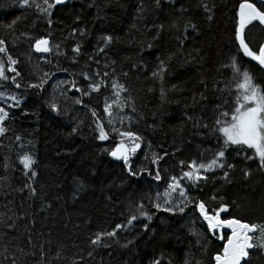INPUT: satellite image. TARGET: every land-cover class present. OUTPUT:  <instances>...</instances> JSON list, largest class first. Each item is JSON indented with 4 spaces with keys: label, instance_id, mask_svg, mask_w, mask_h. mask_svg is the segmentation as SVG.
Listing matches in <instances>:
<instances>
[{
    "label": "trees",
    "instance_id": "16d2710c",
    "mask_svg": "<svg viewBox=\"0 0 264 264\" xmlns=\"http://www.w3.org/2000/svg\"><path fill=\"white\" fill-rule=\"evenodd\" d=\"M239 2L162 0L157 8L154 0H71L67 5L57 6L53 24L49 28L45 19L33 9L19 7V0H0V25L10 24L17 17L22 18L15 25V31L0 27V39L5 40L8 54L19 61L16 68L21 72V77H17L21 84L19 89L10 82H0L3 84L0 87L3 96L15 94L20 100L17 107L13 101L0 98V107L9 112L3 125L5 134L0 135V214L7 212L12 215L11 209L18 215H24L25 218L17 224L18 232L15 235L20 237L17 243L28 250V233H31L36 244L47 241L45 247L51 249L52 255L60 251L64 257L54 261V264H72L80 257H84L80 264H149L152 258L161 253L166 258L165 264L167 258L172 259V264H183L186 258L191 259L192 264L200 259L214 264L210 258L224 242L206 231V224L193 208L177 215L159 212L151 207L146 197H155L157 192L163 194L170 177L182 174L180 161H184L185 165L193 160L207 162L219 149L215 137L204 135L206 130L192 129L186 114L203 116L209 125L215 119L212 109L219 101L213 96L212 85L220 81L219 87H223L231 76L229 69H221L220 72L217 69L228 63L230 56L238 54L231 38ZM141 3L145 12L143 18L138 20ZM203 4H207L211 12H206ZM182 7L187 9L183 14L179 11ZM208 15L213 16L211 21L207 19ZM25 16L27 19H23ZM77 16L81 18L78 24L75 22ZM177 17H180L181 24L191 19L197 24L199 33L189 30V38L179 54L180 59L173 61L172 75L168 78L169 85L175 83L186 90L169 93V99L174 102L161 107L160 85L151 78V72L158 64L157 56L175 51L176 33L168 31L159 40L152 41L155 29H143L145 24L148 27L152 24L168 25ZM134 24L141 29L140 32L133 28ZM76 27L86 28L88 35L83 38L69 36ZM103 35H113L114 43L106 50V56L100 55L99 64L88 61L87 55L75 64L71 62L74 55L71 48L77 40L82 41L83 52L93 53ZM40 37L49 38L53 46L60 44L59 51L66 55H56L55 51L42 55L34 53L32 44ZM246 40L254 50L257 49L264 43V26L258 22L250 25L246 29ZM147 42H153L155 46L147 49L144 47ZM194 49L205 57V63L202 66L195 62L184 65V59H191L187 55L189 52L196 56ZM238 55L242 66L253 74L257 83L264 85V69L250 58ZM0 59L6 57L0 54ZM112 60L117 62L113 78L129 89L122 96L130 95L132 100L129 103H134L136 107V112L126 107L121 113L132 117L130 129L128 120L124 121L122 128L119 123H115V127L131 130L144 138L134 158L135 166L147 167L152 172L159 168L160 181L153 180L147 172L139 179H128L122 162L113 161L103 151L115 147L120 139L111 132L107 115L103 112L106 98L112 96L110 87H102L98 93L81 97L69 84L61 83L76 79L78 86L85 87L88 82L83 80L80 72L91 73L98 69L111 73L112 68L105 69L104 65ZM86 62L90 67H85ZM133 64L142 66L134 68ZM65 68L68 72L61 70ZM45 72L50 74V79L43 90L28 87V84L39 83ZM123 72H127L128 76L125 77ZM70 73H76L75 77ZM202 77L206 78V94L210 99L195 108H186V104L191 105L193 93L198 96L204 91L199 83ZM150 88L154 90L149 91ZM53 98L64 114L57 116L51 112L48 105ZM77 98H81L83 103L75 104ZM93 109L110 133L108 141H99L96 138L98 133L92 131L97 119L92 116ZM77 125L80 126L78 133L69 135ZM196 131L201 134H195ZM148 143L152 145L151 150L147 147ZM152 151L163 156L158 165L151 163ZM251 152L249 150V154ZM145 153L149 156L147 160ZM24 154L32 155L36 161L33 170L37 176L34 179L25 175L19 162ZM226 158L228 163L236 166L230 170L232 183L221 179L222 171L217 170L207 173L208 182L202 183L199 189L189 187V195L212 206H217L210 200L212 195L223 196L224 202L231 206L233 216L251 222L264 221V172L257 170L255 162L245 161L243 155H237L234 151L226 152ZM245 169L252 170L247 180L244 178ZM183 170L188 169L185 167ZM77 181L86 184V191L79 192L73 198ZM29 183L37 190L35 196L25 187ZM182 183L186 184L187 181ZM233 201L239 207L233 205ZM140 202L145 204L149 214L154 213L151 222L138 219L130 230L118 231L116 239L120 241L119 244L106 240L112 246L98 247L89 257L90 238H94L97 232L112 231L117 224L126 225L132 214L139 216L136 205ZM222 216L226 217L227 214ZM193 221L195 230L202 234L201 238L207 237L211 241L206 257L201 255L196 236L190 233ZM144 224L149 225V231L144 232ZM133 238V245L121 247L126 239ZM251 264H264V255L256 253Z\"/></svg>",
    "mask_w": 264,
    "mask_h": 264
},
{
    "label": "snow or ice",
    "instance_id": "6c2138e0",
    "mask_svg": "<svg viewBox=\"0 0 264 264\" xmlns=\"http://www.w3.org/2000/svg\"><path fill=\"white\" fill-rule=\"evenodd\" d=\"M168 2V0H165ZM71 3V0H19V7L25 9H33L39 16L43 17L51 28L53 24L54 10L57 6L67 5ZM162 0H154V4L157 8L161 6ZM259 5V6H258ZM97 6V5H90ZM98 7V6H97ZM202 7L206 12H211V9L207 4H203ZM181 14L187 11L186 8H180ZM145 7L143 3L140 4L138 9V20L143 18ZM236 20L234 24V30L232 35V43L237 48V53L242 54L243 57L250 58L251 61H255L262 69H264V43H261L257 49H253L249 42L246 40V29L250 25H254V22H258L259 25L264 26V0H240L238 10L235 13ZM22 19L17 17L10 24L0 25L6 29L15 31V25ZM27 19V17H23ZM80 17L77 16L75 22H80ZM207 19L211 21L212 15H208ZM138 32L141 31L136 24L133 25ZM155 29L152 35V41L159 40L163 33L168 31H175L174 37L176 41L175 51L168 52L163 56H157L158 64L151 72V78L158 82L160 87L158 89L161 107L165 103H173L174 101L169 99V93H180L185 91L181 85L172 83L169 85L168 78L172 75L171 66L174 60H179V54L185 47V41L189 38V30L199 33V29L196 23L191 19L184 21L181 24L180 17L174 19L170 24H152L148 27L144 25L143 31H152ZM77 35L81 38L88 35L86 28H73L69 33V36L76 38ZM51 36V32H49ZM114 43L113 35H103L99 38L98 46L93 53H86L82 51V41L77 40L75 45L71 48L74 54L71 57L73 64L77 63L80 58L87 55L88 61L99 64V57L101 54L107 55L106 50L110 49ZM153 42H147L144 47L152 49L154 47ZM32 47L36 53H52L56 52V55L61 53L59 51L61 45L51 44L50 39L47 37H40L34 40ZM143 51V48L141 49ZM196 56H193L191 52L187 55L191 59H184L182 63L187 65L189 63H198L201 66L205 63V57L200 56L199 50L194 49ZM0 54H3L6 59H0V82H10L16 89L21 88V84L18 82L17 77H21V72L17 70L16 65L19 63L17 59H14L8 54V49L5 46V40L0 39ZM234 54L230 56L229 62L222 64L217 72L221 69H229L231 76L223 87H219L220 81L213 83L212 92L216 103L212 109L215 114V119L211 125L205 121L203 116L187 115V121L192 124L194 130H206L204 135L209 137H215L219 149L215 152L212 159L207 162H197L193 160L185 165L184 161H180L182 174L177 176H171L167 182V186L163 194L156 193L155 197L148 196L146 199L152 208L159 212L170 213L172 215L184 214L188 208H193L202 221L206 224V231L214 236L216 239L223 241L220 250L215 255L211 256L210 260L214 264H251V260L256 253L264 255V221L251 222L242 220L239 217L233 216L230 211V205L225 203L223 196L212 195L210 200L217 206H212L206 201L194 198L189 195V187L200 188V185L207 184L209 177L207 173H215L217 170L222 171L220 177L226 183H232L230 177V170L235 169V164L228 163L226 158V152L229 150L234 151L237 155H243L245 161H253L257 164V170L264 172V85L256 82L253 74L243 67L240 62V56ZM131 59V57H129ZM117 62L112 60L110 63L105 64L104 68H112V72L105 70H95L94 72L81 71L80 75L84 81H87L85 87L78 86L76 79H72L67 82L76 92L80 93L81 97L91 96L92 93L100 92L102 87H110L112 96L106 98L103 112L107 115V125L111 128V132L119 136V142L115 147L111 149H104L103 151L116 161L122 162L126 177L128 179H139L145 172L155 181L162 179L161 172L157 168L154 172L147 169V167H136L135 157L137 152L141 149L144 138L131 130H121L124 125V121H129V129L131 127L132 117L127 115H121L126 107H130L132 112H136L134 103H129L132 97L122 96V93H127L129 89L124 83H121L115 77V64ZM142 65L133 64L132 67H141ZM55 67V66H54ZM85 67H90L86 62ZM68 72V69H61ZM7 73H13L9 76ZM125 77L128 76L127 72L122 73ZM75 77L76 73H70ZM99 78V79H97ZM50 79L48 72L43 73L39 83L28 84L29 88L43 90L44 85ZM199 83L203 86L204 91L199 95L193 93L191 96V105H185V107L195 108L203 101H208L210 98L206 94L208 91V84L206 78L202 77ZM3 87V84H0ZM69 89V90H71ZM154 89H149L153 91ZM63 95L64 92L62 91ZM0 98L10 100L14 102V106L20 105V100L15 94H9L3 96L0 93ZM178 103V101H175ZM75 104H82L83 100L77 98L74 101ZM13 105H10V107ZM51 112L57 116L64 114L60 106L55 102V98L49 103ZM115 109V111H114ZM92 116L97 119L94 121L95 127L93 132L98 133L96 138L99 141L109 140V131H106L105 124L98 117L97 112L91 110ZM9 112L4 107H0V135L5 134L4 122L8 119ZM115 123H119L121 128L115 127ZM79 125L73 127L69 135H75L79 131ZM197 135L201 134L196 131ZM20 137H17L19 140ZM149 150L152 145L147 144ZM179 151V149H177ZM249 150H252L249 154ZM167 155V153H165ZM145 160L149 159L147 153L144 154ZM163 159V156L159 155L155 151L151 152V163L157 164ZM19 162L22 164L25 170V175L30 179H34L37 176V172L33 170V166L36 163L32 155L24 154L20 157ZM188 170H183L184 168ZM252 174L251 169L244 170V178L247 180ZM187 181V183H182ZM32 196L37 194V190L30 183L26 184ZM202 190V189H201ZM86 191V184L83 181H77L76 191L73 193V198H76L79 192ZM218 191V190H217ZM233 205L239 207L235 201ZM7 207V205L5 206ZM136 210L139 212V216L132 214L127 224H117L115 229L106 232L95 233L94 238H90L89 244L91 250L88 251L89 257L93 256V252L98 247H111L110 243H106V240H112L114 243L119 244L120 241L117 238V233L120 230H130V227L138 219H145L149 222L153 219V214H149L145 210V204L140 202L136 205ZM12 215L7 212L0 214V264H54V261L64 259L60 251H56L55 255L51 254V249L46 248L45 243L36 244L33 242V236L31 233L27 234V249L17 243L20 239L15 235L18 232V221L23 220L24 215H18L13 210L9 209ZM222 214H227L226 217ZM193 227L190 228V233L196 236V243L199 245L202 256H207L208 247L211 243L207 237L201 238L202 234L197 232L194 228L195 221L192 222ZM27 227V226H26ZM144 232L149 231V225H143ZM135 243V238L126 239L121 245L123 248H129ZM188 254H186L187 256ZM165 256L163 253L160 256L154 257L150 260L149 264H165ZM84 257H80V260H73L72 264H80ZM166 264H172V259L167 258ZM183 264H192L191 259L186 258ZM195 264H207L203 259L196 260Z\"/></svg>",
    "mask_w": 264,
    "mask_h": 264
},
{
    "label": "water",
    "instance_id": "95a60500",
    "mask_svg": "<svg viewBox=\"0 0 264 264\" xmlns=\"http://www.w3.org/2000/svg\"><path fill=\"white\" fill-rule=\"evenodd\" d=\"M33 51H34V49H33ZM35 52V51H34ZM36 53V52H35ZM36 54H46V53H36ZM113 161H115V162H120V161H116V160H114L113 158H111Z\"/></svg>",
    "mask_w": 264,
    "mask_h": 264
},
{
    "label": "rangeland",
    "instance_id": "374dc122",
    "mask_svg": "<svg viewBox=\"0 0 264 264\" xmlns=\"http://www.w3.org/2000/svg\"><path fill=\"white\" fill-rule=\"evenodd\" d=\"M256 63V62H255ZM257 64V63H256ZM258 65V64H257ZM259 66V65H258Z\"/></svg>",
    "mask_w": 264,
    "mask_h": 264
}]
</instances>
